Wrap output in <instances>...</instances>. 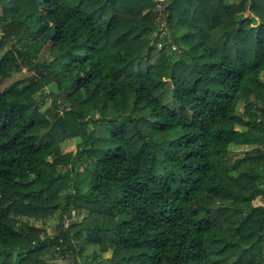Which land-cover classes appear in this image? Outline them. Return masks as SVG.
<instances>
[{
  "label": "trees",
  "instance_id": "16d2710c",
  "mask_svg": "<svg viewBox=\"0 0 264 264\" xmlns=\"http://www.w3.org/2000/svg\"><path fill=\"white\" fill-rule=\"evenodd\" d=\"M61 259L264 264V0H0V264Z\"/></svg>",
  "mask_w": 264,
  "mask_h": 264
},
{
  "label": "rangeland",
  "instance_id": "374dc122",
  "mask_svg": "<svg viewBox=\"0 0 264 264\" xmlns=\"http://www.w3.org/2000/svg\"><path fill=\"white\" fill-rule=\"evenodd\" d=\"M162 28L161 29L163 31V35H166L168 37V31H167V28L165 27V24H163ZM173 50H174V48H173ZM29 74H30L29 71L23 70L22 73L16 74L15 77H13V79L25 77V76H27ZM11 81L12 80L6 81L5 83L6 84H9V83H11ZM46 104L47 105H52V102L51 101H48V102H46ZM78 144H79V142L76 141V140H69V141H66V142L61 143L60 144V148H61V151H62L63 154H72V155H75L77 153V151L79 150V147H78L79 145ZM248 150H250L249 147H235V148H232L231 149V152H232L231 159L232 160H235L237 158L242 157L244 155V153L246 151H248ZM84 163L87 164L86 162H84ZM67 168L68 167H62L60 170L61 171H66ZM79 171H80V173H82L84 171V167H81L79 169ZM255 205H262V203H261L260 200H257L255 202ZM87 215H88V212L82 211V212H80L79 215H73V220L80 222L83 218H86ZM38 226H42V225L41 224H38ZM46 226L48 228V231H50L51 230V226H53V225H52V223H49ZM96 252H98V250H96V249H94V248H92V247L89 246L86 249V252H85L84 257H87V256L88 257H92L93 254L96 253ZM61 263L67 264V262L64 259H61Z\"/></svg>",
  "mask_w": 264,
  "mask_h": 264
}]
</instances>
